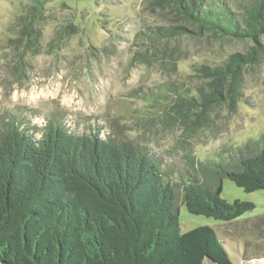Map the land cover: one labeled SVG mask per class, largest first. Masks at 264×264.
<instances>
[{
	"label": "trees",
	"instance_id": "obj_1",
	"mask_svg": "<svg viewBox=\"0 0 264 264\" xmlns=\"http://www.w3.org/2000/svg\"><path fill=\"white\" fill-rule=\"evenodd\" d=\"M49 1L31 0L8 29L9 45L21 56L39 51ZM154 2L169 5L191 28L158 26L145 34L151 41L211 31L253 42L246 52L200 70L211 88L202 105L220 99L224 87L236 101L246 70L259 65L264 52V0H249L243 12L226 0ZM168 89L183 102L182 89ZM172 107L180 111L179 104ZM253 154L241 155L234 168H221L209 185L188 171L193 163L184 179V172L163 170L147 147L130 140L71 132L58 118L48 119L37 139L19 115H2L0 264H234L212 226L180 231L177 204L227 224L254 210L251 201L222 197L224 177L247 192L264 189V149ZM253 248L264 249L247 244L244 254Z\"/></svg>",
	"mask_w": 264,
	"mask_h": 264
},
{
	"label": "rangeland",
	"instance_id": "obj_2",
	"mask_svg": "<svg viewBox=\"0 0 264 264\" xmlns=\"http://www.w3.org/2000/svg\"><path fill=\"white\" fill-rule=\"evenodd\" d=\"M226 1L243 12L249 0ZM30 3L0 0V116L19 115L37 139L48 119L58 118L71 132L130 140L147 147L163 170L184 172V179L193 163L188 171L209 185L221 168H234L241 155L264 149V52L259 65L246 70L236 101L224 87L220 99L202 105L211 88L201 67L246 52L252 41L211 31L151 41L145 34L158 26L191 28L154 0H50L40 49L24 57L10 47L8 29ZM261 42L264 47V37ZM172 84L187 90H180L183 102L168 89ZM177 104L179 112L172 107ZM175 177L182 178L179 172ZM222 185L228 201L256 204L239 219L264 217V189L247 192L225 177ZM177 207L182 233L212 226L233 263L243 264L239 239L221 221L192 214L182 202ZM250 252L255 260L244 264H264V251Z\"/></svg>",
	"mask_w": 264,
	"mask_h": 264
},
{
	"label": "crops",
	"instance_id": "obj_3",
	"mask_svg": "<svg viewBox=\"0 0 264 264\" xmlns=\"http://www.w3.org/2000/svg\"><path fill=\"white\" fill-rule=\"evenodd\" d=\"M223 223V222H222ZM222 226L228 229V234L231 236H236L239 241L237 243L238 250L241 253L243 264L245 262L253 263L255 257L252 255V252L244 254L245 245L254 243L255 245L264 248V217H249L241 218L236 221L227 224L223 223ZM254 236L256 239H249L245 237ZM224 240V239H223ZM226 245V241H223ZM264 249H262L263 251ZM244 255L248 258H244ZM263 258V257H260ZM259 258V259H260ZM258 259V258H257ZM204 264H211L209 260H206Z\"/></svg>",
	"mask_w": 264,
	"mask_h": 264
}]
</instances>
